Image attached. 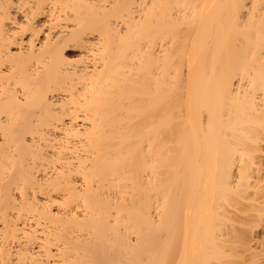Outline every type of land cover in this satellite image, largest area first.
Masks as SVG:
<instances>
[{
  "label": "bare ground",
  "instance_id": "obj_1",
  "mask_svg": "<svg viewBox=\"0 0 264 264\" xmlns=\"http://www.w3.org/2000/svg\"><path fill=\"white\" fill-rule=\"evenodd\" d=\"M261 25L264 0H0V264H264V39L212 98L219 33Z\"/></svg>",
  "mask_w": 264,
  "mask_h": 264
},
{
  "label": "rangeland",
  "instance_id": "obj_2",
  "mask_svg": "<svg viewBox=\"0 0 264 264\" xmlns=\"http://www.w3.org/2000/svg\"><path fill=\"white\" fill-rule=\"evenodd\" d=\"M261 26L260 27L251 26V27H246V28L241 29V30H237V29L236 30H227L225 33H219V36H222V37L215 40V46H216V49H219V51H220V63L219 64L216 63V66L218 65V67L215 66V71L222 70V67H221L222 64L221 63L226 61L229 58L231 59V57L236 55L237 52H238V54L240 53L239 55H242L243 53H245L247 51L248 46H251V44L254 43L256 40L257 41H260V40L263 41V39H264V26H262V27ZM256 32H258L261 37H259V35H257L258 37L255 36ZM257 38L260 40H258ZM248 43H249V45H248ZM238 44H239V46H238ZM242 44H243V46H242ZM245 48H246V50H245ZM236 56H238V55H236ZM218 74L220 75V71H219V73L214 72V74H213V76H214L213 77V83H215V86H216V89H215V86L213 84V89H212V91L214 90L212 92L213 100L216 97L215 95L218 94L216 91H218V89H219V87H218L219 84L217 83L219 80L218 81L216 80V77L218 76ZM216 83H217V85H216ZM226 100H229V99L222 98L219 101L225 102ZM204 114H203L202 118H203V121L205 122L206 121L205 120L206 114L205 115Z\"/></svg>",
  "mask_w": 264,
  "mask_h": 264
}]
</instances>
